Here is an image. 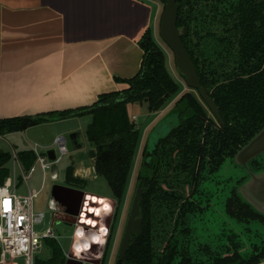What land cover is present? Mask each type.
<instances>
[{
  "label": "trees",
  "instance_id": "1",
  "mask_svg": "<svg viewBox=\"0 0 264 264\" xmlns=\"http://www.w3.org/2000/svg\"><path fill=\"white\" fill-rule=\"evenodd\" d=\"M158 1L164 5L167 0ZM176 2L177 27L187 30L181 41L222 125L197 91L188 87L183 91V77L179 75L181 82L174 78L166 52L147 30L139 42L143 51L139 71L117 80L126 88L101 94L89 106L0 120V137L89 116L85 137L95 152L93 170L104 178L116 202V223L141 142V130L131 121L128 107L144 104L152 116L170 107L165 117L173 115L177 124L157 139L148 166L142 162L136 177V187L143 189V223L123 264H258L264 261V239L257 243L249 236L243 240L231 229L211 230L209 216L221 203L214 201L210 189L214 175L264 127V0ZM146 149L145 145L143 157ZM15 155L23 171L35 162L31 150ZM11 158L0 150V185L9 177L6 165ZM260 165L257 159L250 163L256 171ZM73 172L71 167L66 170V184L81 189L85 181ZM236 184L224 200L225 215L237 223L256 221L264 226V216L243 202ZM249 231L243 229L244 234ZM45 242L49 256L35 259L34 264H64L66 257L57 241ZM107 245L103 264L111 237Z\"/></svg>",
  "mask_w": 264,
  "mask_h": 264
},
{
  "label": "crops",
  "instance_id": "2",
  "mask_svg": "<svg viewBox=\"0 0 264 264\" xmlns=\"http://www.w3.org/2000/svg\"><path fill=\"white\" fill-rule=\"evenodd\" d=\"M161 13L154 0H0V120L89 106L126 88L117 80L139 71V42L147 30L156 37Z\"/></svg>",
  "mask_w": 264,
  "mask_h": 264
},
{
  "label": "rangeland",
  "instance_id": "3",
  "mask_svg": "<svg viewBox=\"0 0 264 264\" xmlns=\"http://www.w3.org/2000/svg\"><path fill=\"white\" fill-rule=\"evenodd\" d=\"M159 6V10L162 11L163 4L154 0ZM159 29V22L157 25V30ZM159 31V30H158ZM155 40L157 44L163 48L168 57V69L171 74L181 82V78L179 73L177 72L174 62H173V54L168 49V47L164 44L162 39L159 36V32L157 33ZM182 83V82H181ZM183 91H187V88H183ZM167 108L158 112L155 116H152L148 113L146 105H134L131 110H129L130 117L132 115L136 116V119L133 121L134 124L141 130V142L136 152L137 156L134 161V166L131 171L128 186H127V194L125 200L121 206L118 222L115 223L118 226V234L116 239V244L112 249H110L111 258L108 257L105 264H115V259L117 256L118 245L122 236L123 228L127 219L128 211L130 208L131 200L135 191V183L137 173L141 167V163L143 162V151L145 145L148 142L155 141L157 138L164 136L172 127L176 126L177 119L171 115L166 116ZM90 122V117L85 116L80 119L72 120V121H63V122H55L49 124L37 125L29 128L26 131L16 132L13 134H7L3 137H0V150L5 153H10L12 158L7 163V168L10 170L9 176L13 175V156L14 154L21 151L32 150L34 145H37V152L44 153L49 150H54L56 155L59 156L60 152L57 148L53 146V140L57 136H61V134L66 135L67 132L74 131L78 133V143L81 145L79 150H75L69 153H66L61 156V160L56 165L57 166V176L56 178L52 177L51 171H46L43 182V176L40 171V168L36 166L33 173L30 175L28 180V185L31 190L39 191L37 197L33 201V213L44 214V219L42 223L35 224L34 230L39 235L46 233L48 230H51L54 237L57 240L61 250L63 253H68L71 244V237L73 235V227L68 226L64 223L59 222L58 220L51 225V212L48 209V202L51 197V188L53 185H62L68 186L66 184L65 173L66 170L71 167L73 168V175L77 178H81L85 181L84 186L80 189L85 194H90L94 196L102 197L106 200L112 201L113 196L110 192V189L102 177H93V166L92 159L89 157V152L92 150L91 145L87 142L85 137V129ZM80 170L82 173V177L76 176L75 171ZM246 169H243L240 166L235 165L232 161L226 160L224 165L220 168V170L214 175V182L211 183L210 189L215 193V202L221 201L217 205L213 207V213L209 216V220L211 224H209V228L211 230H217L218 225L220 223H225L231 228H233L236 232L240 233L241 238L246 240V236L248 234L243 233L244 224L237 223L235 220L230 219L223 212V201L228 196L230 187L235 185L236 180L241 176L246 174ZM16 174L19 176V171L16 169ZM84 174V175H83ZM92 175L91 177L89 176ZM95 175V173H94ZM215 182H218L216 184ZM69 187V186H68ZM72 188V187H71ZM16 193L18 195H26L27 188L24 183H20L18 186ZM220 197H216V196ZM121 220V221H120ZM252 230L259 231L261 234L264 233V228L259 224L250 225ZM41 249L44 250V254H39L36 259H41L46 257L49 252V246L46 244L45 240L42 241ZM110 258V259H109ZM17 262H20L17 260Z\"/></svg>",
  "mask_w": 264,
  "mask_h": 264
},
{
  "label": "water",
  "instance_id": "4",
  "mask_svg": "<svg viewBox=\"0 0 264 264\" xmlns=\"http://www.w3.org/2000/svg\"><path fill=\"white\" fill-rule=\"evenodd\" d=\"M178 10L179 5L176 0L166 1L159 19V36L172 52L175 68L179 75L183 77L186 87L198 92L200 99L222 125L223 123L219 111L214 102L209 98L207 91L202 87L196 68L181 41V37L187 35V30L185 28L180 29L177 27ZM157 139L153 142H150L148 139L146 144L147 151L143 159V164L145 166H148L149 164V160L152 156L151 150L156 147ZM56 146L62 155L79 150L81 145L78 143V133L74 132L58 137L56 139ZM262 154H264V127L236 153L232 162L237 166L245 168L249 162ZM46 155L49 161H54V150L47 151ZM88 155L91 159H94V150H91ZM50 171L52 177L56 178V164L52 165ZM142 194L143 189L137 187L131 200L127 219L118 245L115 264H123L132 237L141 233L143 223V220L140 217ZM238 194L243 202L250 205L258 214L264 216V171L249 174L248 180L238 189ZM83 197L84 193L80 189L62 185H53L51 188L50 201L60 207H64V213L71 216L69 221L64 220L62 217H59L57 220L64 224L67 223L68 226H72L74 223L73 218L78 215ZM93 253V256H95L96 259L90 261L89 258H87L88 255L77 254L73 248H70L65 264H83L84 262L98 264L102 253V245L100 244L99 248ZM258 264H264V261Z\"/></svg>",
  "mask_w": 264,
  "mask_h": 264
},
{
  "label": "built area",
  "instance_id": "5",
  "mask_svg": "<svg viewBox=\"0 0 264 264\" xmlns=\"http://www.w3.org/2000/svg\"><path fill=\"white\" fill-rule=\"evenodd\" d=\"M130 118L133 122L136 119V116L132 115ZM53 146L57 148L56 140L54 141ZM37 147V145H34L31 150L35 155V162L28 171L22 170L16 155L14 154L13 160L15 162V168L18 167L20 174L17 176L16 172L13 171L12 177L9 176L3 184L0 185V264H34L36 257L39 254H44V250L41 249L42 241L48 238L56 240L51 230H48L42 235H39L34 230L35 224L42 223L44 214L40 213L35 215L33 213V201L37 197L39 191L31 190L28 185V180L36 166H38L43 176V185L46 171L51 170L52 165H57L59 163L62 154L60 153V155L57 156L55 153L54 161H49L46 155L47 151L44 153H38ZM20 183L26 185V195H18L16 193ZM88 197H90V195L84 193L78 215L73 218V235L71 237L70 248L74 247V243L78 236L77 234L80 230L85 232L87 236H94L95 234H101V230L104 229L106 232L104 233L102 243H100L102 245V253L106 246L108 248V240L111 237V246L109 247L108 256L111 258L112 253L110 252V249L113 250L116 244L119 226V222H117L118 226L114 228L116 202L112 205L108 200L92 196L93 199H97V205L100 200L111 205V208L107 211V215L104 216L105 220H103L102 216L96 217V219L94 213L93 220L96 221V225H92L82 221V216L85 211V203ZM48 209L51 212V225H53L61 215L65 214L63 207H60L50 200L48 202ZM69 251L66 254L64 253L66 258L68 257ZM102 253L100 255V260L103 255ZM17 260L20 262H17ZM84 263L94 264L88 262Z\"/></svg>",
  "mask_w": 264,
  "mask_h": 264
},
{
  "label": "flooded vegetation",
  "instance_id": "6",
  "mask_svg": "<svg viewBox=\"0 0 264 264\" xmlns=\"http://www.w3.org/2000/svg\"><path fill=\"white\" fill-rule=\"evenodd\" d=\"M165 5V4H164ZM164 5H163V7H164ZM163 10V9H162ZM173 62H174V57H173ZM183 84H184V86H185V88H187L186 87V85H185V83H184V79H183V82H182ZM192 90V89H191ZM193 91H195V90H193ZM198 93V92H197ZM198 96H199V94H198ZM200 97V96H199ZM255 159H257L259 162H261L262 163V165H260L259 167L261 168L259 171H256L254 168H252L251 166H250V163L251 162H249L248 163V165H247V167H245V168H243V169H246V174L244 175V176H241L240 178H238L236 181H239V183H235L236 185H237V187H236V192H237V194H238V189L243 185V183L245 182V181H247L248 180V178H249V174H251V173H256V172H260V171H264V154H262L261 156H258L257 158H255ZM254 159V160H255ZM253 161V160H252ZM138 174V173H137ZM136 184V183H135ZM136 186V185H135ZM137 187H135V189H136ZM239 195V194H238ZM241 198V197H240ZM87 199H89L90 200V204H89V202H88V200H86V203H85V211L87 212V211H90V212H92V213H94L95 211L97 212V214H98V217H100V216H102L103 217V220H105V218H104V216L105 215H107V211H109V209L111 208V205L109 204L108 205V203L107 202H104L103 200H100L99 201V203H98V205H97V199L96 198H92V196L91 197H88ZM223 204H224V201H223ZM95 205V206H94ZM96 207V208H95ZM64 208V207H63ZM98 209V210H97ZM115 209H116V207H115ZM64 211H65V208H64ZM223 212H224V205H223ZM60 217H62L64 220H66V221H69L70 219H71V216H69V215H67V214H63V215H61ZM241 224H244L245 226L242 228V229H245V228H248L250 231L249 232H246V234H248V236L251 238V239H256V242L258 243L259 241H260V238H262V240L264 239V233L263 234H261L259 231H256V230H252L251 229V227H250V225H252V224H259V225H261L263 228H264V226L261 224V223H258V222H256V221H251L249 224H247V223H241ZM66 225H67V223H66ZM234 230L233 228H231L230 226H228L227 224H225V223H220V225H218V229H217V231H219V232H224V230ZM235 231V230H234ZM101 234H99V235H97V234H95L94 236L93 235H90V237L92 236L93 238H95L97 241L95 242L94 240H93V238H88L89 239V241H90V243L92 244V247H91V250H86L85 248H84V246L83 245H81L80 246V248L83 250L82 252H79V249H77V253L78 254H87V253H89L88 254V257L87 258H89V260L90 261H93V260H95L96 259V257L95 256H93L94 255V251L95 250H97L98 248H99V246H100V243H102V241H103V236H104V233L106 232V230L104 231V229H102L101 230ZM76 246V245H75ZM247 249H249L248 248V245H247ZM87 252V253H86ZM106 252H107V246H106V248L104 249V251H103V255H102V257H101V260L99 261L100 263L99 264H103V261H104V259H105V254H106ZM49 256V252H48V254H47V256L46 257H48ZM46 257H43V258H46ZM116 259H117V256H116ZM116 259H115V262H116ZM66 260H67V258H66ZM66 262V261H65ZM89 263H92V262H89ZM65 264V263H64ZM83 264H87V263H83Z\"/></svg>",
  "mask_w": 264,
  "mask_h": 264
},
{
  "label": "bare ground",
  "instance_id": "7",
  "mask_svg": "<svg viewBox=\"0 0 264 264\" xmlns=\"http://www.w3.org/2000/svg\"><path fill=\"white\" fill-rule=\"evenodd\" d=\"M91 197V196H90ZM88 200L89 204L91 203L89 199H86ZM109 205V204H108ZM95 206V205H94ZM98 210V209H97ZM95 218L98 217V214L97 212L95 211ZM94 213L90 212V211H84V214L82 216V221L84 223H88V224H92V225H96V221L93 220V215ZM97 219V218H96ZM77 238H76V241L74 243V251L77 253V249H79V252H82L83 250L80 248L81 245L84 246V248L86 250H91V247H92V244L90 243L89 239L88 238H93L92 236H87L85 234V232L83 231H79L78 234H77ZM90 235V234H89ZM93 240L96 242L97 240L95 238H93ZM76 245V246H75ZM83 253V252H82ZM87 253V252H86ZM89 253H87L86 255H88Z\"/></svg>",
  "mask_w": 264,
  "mask_h": 264
}]
</instances>
